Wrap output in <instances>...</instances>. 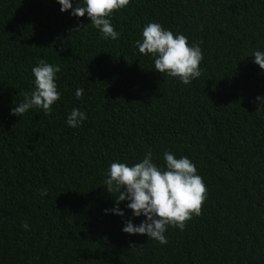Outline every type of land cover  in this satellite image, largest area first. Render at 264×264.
<instances>
[{
    "label": "trees",
    "instance_id": "16d2710c",
    "mask_svg": "<svg viewBox=\"0 0 264 264\" xmlns=\"http://www.w3.org/2000/svg\"><path fill=\"white\" fill-rule=\"evenodd\" d=\"M60 8L0 0V264H264V70L252 57L264 51V0H130L111 16L116 40ZM152 22L200 45L191 84L139 53ZM41 59L61 69L60 99L49 115L10 114ZM74 108L87 119L71 128ZM149 150L158 166L166 151L187 156L207 189L202 214L168 227L163 245L122 231L145 219L127 200L123 217L105 213L119 195L104 184L110 164Z\"/></svg>",
    "mask_w": 264,
    "mask_h": 264
},
{
    "label": "clouds",
    "instance_id": "9594fccd",
    "mask_svg": "<svg viewBox=\"0 0 264 264\" xmlns=\"http://www.w3.org/2000/svg\"><path fill=\"white\" fill-rule=\"evenodd\" d=\"M61 5L60 11L71 10V15L77 18L87 17L91 25L96 28L105 40H116L120 33L114 29L111 16L114 11L129 5L130 0H80L74 8L72 0H57ZM77 27L73 32L79 31ZM142 41H136L139 53L152 55L154 70L161 74L175 77L184 85L191 84L202 75L200 63L203 59L199 44L189 45L188 38L182 34H174L166 30L159 23H148L142 32ZM254 62L264 70V51L253 53ZM34 89L24 92V100L11 108L10 114L22 117L32 108L43 110L44 115L52 112V106L60 99V92L56 84V74L61 71L58 65L50 64L41 59L38 66L32 69ZM83 88L75 92L77 99H81ZM259 102L256 111L264 109V97L257 96ZM87 115L78 108L72 109L67 117V125L76 128L82 125ZM166 162L158 166L153 162L152 152L149 150L144 158L129 166L119 161L110 164L107 179L104 181L108 193H118L115 196L116 206L105 209V213L124 216L119 208V202L127 200L126 207L132 210L133 217H145L139 225L126 220L122 231L130 234L146 235L148 239L166 244L165 233L168 227L185 229L186 222L193 215H201V208L206 199V186L197 174V168L187 157L177 159L175 154L166 151L163 155ZM41 195H47L46 189L39 190ZM22 227L28 230L30 226L24 223ZM130 244V248H137Z\"/></svg>",
    "mask_w": 264,
    "mask_h": 264
}]
</instances>
